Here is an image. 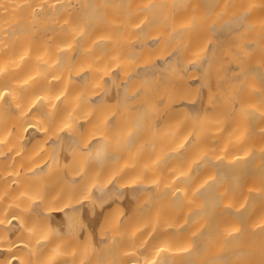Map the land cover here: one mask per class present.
Wrapping results in <instances>:
<instances>
[{
	"label": "bare ground",
	"instance_id": "obj_1",
	"mask_svg": "<svg viewBox=\"0 0 264 264\" xmlns=\"http://www.w3.org/2000/svg\"><path fill=\"white\" fill-rule=\"evenodd\" d=\"M193 252L264 264V0H0V264Z\"/></svg>",
	"mask_w": 264,
	"mask_h": 264
},
{
	"label": "rangeland",
	"instance_id": "obj_2",
	"mask_svg": "<svg viewBox=\"0 0 264 264\" xmlns=\"http://www.w3.org/2000/svg\"><path fill=\"white\" fill-rule=\"evenodd\" d=\"M127 113H132V112H135L136 110L133 109V108H130V107H124L123 108ZM112 110L111 109H104L101 113V116H102V119H101V123L104 124V117L109 113L111 112ZM95 116H100V111L99 110H94L92 112V117H95ZM128 120V117L126 118ZM144 120H150V116L149 115H144ZM130 123H132V118L131 116L129 117V120H128ZM164 120L159 123V124H155V125H152L150 124L148 121H146V125H142L143 128H144V132L147 133L151 138H154L155 136L156 137H162V136H165V135H168L171 131L172 128H174L176 126V122H177V115H172L171 117H169L166 121V123L164 124L163 123ZM155 126L158 128V132L157 133H154L153 129L155 128ZM88 206V204H87ZM122 205L120 204H114L112 205L111 207L108 208V211L109 213H111V215H117L119 214L121 211H122ZM161 243L164 244L162 247H168V248H175L177 245L174 244V242H170L168 241L166 238L164 240H161ZM189 245H192L193 248L197 247V244H195L194 242L193 243H189V244H182L180 246H182V248L187 247ZM182 248H180V250H182ZM194 251V250H193ZM187 254H184L183 256L181 255L180 257H176L177 255H175V258H177V260L174 258V260L176 261H173V258L169 259V264H181L182 260L184 262V264H189L191 261H192V264L197 262V264H202V262L200 261L199 257L201 256L200 254H195L193 252V254L191 255H187ZM191 257V260L189 261V263H187L186 261L189 260ZM194 257V258H193ZM96 258V257H95ZM143 259L145 260V264H159L160 263V260H159V256H157L156 258H154V254L151 253V254H148V255H143ZM195 260V262H194ZM231 260V259H230ZM238 260H239V264L240 262H244L243 261V256H238ZM173 261V262H172ZM235 259L234 257L232 258V263L234 264H237L234 262ZM95 262V261H94ZM183 264V263H182ZM196 264V263H195ZM244 264V263H243Z\"/></svg>",
	"mask_w": 264,
	"mask_h": 264
}]
</instances>
